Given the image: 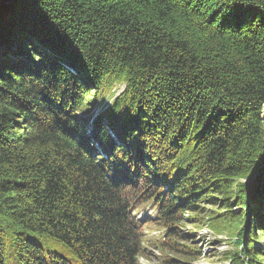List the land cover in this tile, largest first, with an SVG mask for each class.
Instances as JSON below:
<instances>
[{
  "label": "trees",
  "instance_id": "obj_1",
  "mask_svg": "<svg viewBox=\"0 0 264 264\" xmlns=\"http://www.w3.org/2000/svg\"><path fill=\"white\" fill-rule=\"evenodd\" d=\"M263 105L264 0H0V264H264Z\"/></svg>",
  "mask_w": 264,
  "mask_h": 264
},
{
  "label": "rangeland",
  "instance_id": "obj_2",
  "mask_svg": "<svg viewBox=\"0 0 264 264\" xmlns=\"http://www.w3.org/2000/svg\"><path fill=\"white\" fill-rule=\"evenodd\" d=\"M122 89L123 84H116L113 86L112 92L117 95ZM111 100L112 97L108 93L101 95L93 114L100 112ZM262 114L264 118V105ZM139 211L143 212V210ZM185 220L183 232L188 235L193 231L195 236L191 238L190 243L198 250V254L182 258L178 253L174 254L168 249L161 250L162 245L160 244L164 240L165 232L163 228L151 222L145 224L143 228V253L139 256L137 264H226V253L234 248L230 236L224 232L218 233L213 230L208 219H202L193 224L190 223L192 221ZM173 258L177 261L172 262Z\"/></svg>",
  "mask_w": 264,
  "mask_h": 264
}]
</instances>
